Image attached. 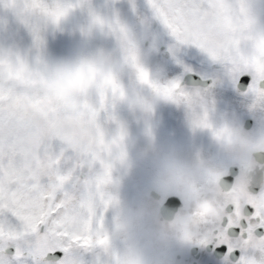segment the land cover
<instances>
[{"label":"snow or ice","instance_id":"obj_1","mask_svg":"<svg viewBox=\"0 0 264 264\" xmlns=\"http://www.w3.org/2000/svg\"><path fill=\"white\" fill-rule=\"evenodd\" d=\"M0 3L28 25L38 53L30 62L19 53L0 49V264H85L82 251L96 253L92 264H124L118 251H107L110 232L105 217L118 200L112 191L116 184L113 172L128 161L127 131L121 125L109 137L98 117L121 100L128 99L145 112H151L153 106L139 95L129 96L114 68L97 69L92 64L87 65V74L81 72L77 77L82 89L91 88L90 94L51 96L47 64L39 55L44 43L41 22L59 25L72 6L49 5L46 0ZM149 3L179 43L195 45L234 75L251 73L253 107H264V26L257 23L264 0ZM95 26H106L116 35L125 62L136 69L140 82L150 86L156 97L188 107L193 128L207 129L216 139L230 134L228 126L213 124L211 105L202 97L184 93L176 82L161 85L150 78L139 63L135 41L118 21L106 23L94 16ZM57 140L66 147L57 150L53 144ZM259 146L264 148V138ZM69 149L71 156L66 154ZM85 166L90 171L81 179L79 170ZM242 181L243 177L230 191L241 192ZM215 207V221L190 235L189 242L199 240L212 228L220 244L245 253L239 264H264V236L257 235L264 231V192L252 195L246 189L242 198L221 200ZM200 215L188 210L176 220ZM114 227H118L117 216ZM234 228L241 230L235 243L229 237ZM10 247L15 248L13 257L6 255ZM249 250L259 251L260 259L248 255ZM58 252H63V257L48 260Z\"/></svg>","mask_w":264,"mask_h":264},{"label":"rangeland","instance_id":"obj_2","mask_svg":"<svg viewBox=\"0 0 264 264\" xmlns=\"http://www.w3.org/2000/svg\"><path fill=\"white\" fill-rule=\"evenodd\" d=\"M46 3L72 6L59 25L41 22L40 35L44 43L39 55L46 64L72 62L103 55L110 59L126 92L130 96L139 95L145 98L153 106L151 112H145L139 106L121 100L117 101L114 107L109 106L107 110H102L98 117V122L109 137L114 135L121 125L126 129L128 160L137 162L135 168L130 169L127 164L118 165L113 172L114 179L125 180L120 182L118 190L115 188L124 205L133 206L140 200L150 199L157 209L159 219L165 221L161 218L159 208L166 197L174 193L160 191L162 198L155 200L150 195V190L156 189L152 178L162 155L169 150H175L180 159L188 164L195 162L198 157L202 158L220 173L223 171L222 167L236 161L221 150L211 131L193 128L190 112L185 104L158 98L150 86L140 82L136 69L125 62L123 49L116 35L106 26L92 27L94 16L102 18L106 23L118 21L128 30L137 45L139 63L150 73L154 82L161 85L176 82L184 93L200 96L209 103L212 109L210 118L216 127H234L243 135L249 133L256 138L260 132H264L259 122L250 130L243 128V118L247 114H258V110L255 111L257 107H246L248 104L245 105L234 92L233 83L236 77L231 70L224 64L213 61L195 45L179 43L155 16L149 0H46ZM263 21L264 11H261L257 17L258 25L263 26ZM0 49L19 53L30 62L38 54L35 38L28 25L2 3ZM190 72L211 77L218 82L213 88L181 86L183 76ZM92 100L96 101L95 94ZM233 116L237 125H234ZM230 121L232 124H229ZM53 144L57 150L66 147L58 140L53 141ZM66 154L71 156L72 151L69 149ZM89 171L88 166L80 169V178H87ZM187 211L184 204L176 217ZM115 217L114 209H110L106 214L105 227L109 232L114 229ZM211 232L212 228L205 230V234ZM206 235L199 240L173 244L162 257V264H182L178 255L188 256L190 248L200 244ZM116 247L122 251L123 246L119 242ZM9 249H13V253L6 255L13 257L15 248ZM247 254L254 255L257 259L261 257V253L255 250H249ZM80 255L85 264H92L96 258L95 252L82 251ZM239 261L219 262L213 259L203 264H239Z\"/></svg>","mask_w":264,"mask_h":264},{"label":"clouds","instance_id":"obj_3","mask_svg":"<svg viewBox=\"0 0 264 264\" xmlns=\"http://www.w3.org/2000/svg\"><path fill=\"white\" fill-rule=\"evenodd\" d=\"M88 64L94 65L97 69L113 68L110 59L103 55L47 64L49 94L53 97L61 95L80 97L90 94L91 88L82 89L77 80L81 72L87 74ZM125 101L129 103L128 99ZM229 128L230 134L227 137L217 139L221 150L246 169H250L251 155L260 148L259 141L251 140L237 128ZM127 166L130 169L135 168L137 162L128 160ZM152 182L158 191L180 195L186 209L199 211L201 215L182 222H177L176 219L162 221L150 199L126 206L120 200L118 192L114 190L118 186L113 185L112 191L118 200L112 209L116 211L118 227H114L110 232L107 251L110 253L118 251L124 264H162V257L173 244L189 242L190 235H195L205 224L215 221V205L218 201L229 202L238 197L242 198L243 192L247 189L246 178H243L241 192L225 191L220 183L218 169L199 157L191 164L185 163L175 150H169L162 155ZM117 242L123 246L122 251L117 249Z\"/></svg>","mask_w":264,"mask_h":264},{"label":"flooded vegetation","instance_id":"obj_4","mask_svg":"<svg viewBox=\"0 0 264 264\" xmlns=\"http://www.w3.org/2000/svg\"><path fill=\"white\" fill-rule=\"evenodd\" d=\"M264 26V21L262 22ZM262 26V25H261ZM221 68V67H219ZM222 69V68H221ZM203 77V76H202ZM235 83L234 84V92H236L240 99L243 100V102L248 104L249 109H253V101L254 97L251 94V89L254 84V77L251 73H239L235 74ZM205 79H210L211 83L207 88L214 87L215 84L218 82V80H214L211 77H203ZM258 110V114H247L243 120L242 125L243 128L246 130H250L256 122H259L264 128V107H257L255 111ZM234 125H237V120L233 116ZM229 124H232V121H230ZM261 128V130H262ZM245 135V134H244ZM248 138H250L253 141H260L262 138H264V132H260V135L258 138L255 136L250 135L249 133L247 135ZM256 153H262L264 155V148H259L256 151H254L251 155L252 160V167L250 169H246L244 165H242L239 162H234L232 164H227L225 167H222L223 171L220 173V183L223 189L226 187L227 179L233 178V183L229 190H231L235 184L243 177L246 178L247 181V190L252 195H259L264 191V161L259 162L256 159ZM235 169V175L231 174V169ZM226 190V191H229ZM158 195H160V199L162 198V194L159 191ZM170 195H178V194H170ZM168 195L163 203L166 202L167 198L170 196ZM184 206V200L183 198L178 195ZM162 203V205H163ZM161 205V206H162ZM160 206V207H161ZM183 206L178 210L177 214L181 211ZM160 210V208H159ZM160 215L161 212L159 211ZM162 218V216H161ZM240 229H232L229 232L230 240L235 243L240 238ZM214 229H212V232L210 234H205L206 236L203 238L200 244L192 246L190 248V254L188 256H181L178 255L179 261L182 262V264H203L208 263L213 259H216L219 262H227L232 261L233 257H236L239 261L241 256L244 255V252H242L239 248L232 249L228 245L220 244L217 237L213 235ZM258 236H264V231H257ZM218 255H221L218 257Z\"/></svg>","mask_w":264,"mask_h":264},{"label":"water","instance_id":"obj_5","mask_svg":"<svg viewBox=\"0 0 264 264\" xmlns=\"http://www.w3.org/2000/svg\"><path fill=\"white\" fill-rule=\"evenodd\" d=\"M211 80L210 79H203L199 74L196 73H188L185 75L184 77V82L183 84H186L187 86L190 87H202V88H206L210 85ZM256 159L259 162H263L264 161V155L262 153H256ZM231 174L235 175V169H231ZM233 183V178H229L227 179V184L226 187L224 188V190H229L231 185ZM152 196L155 199H159L160 195L157 194V191L153 190L151 191ZM183 206V202L181 200V198L177 195H172L170 196L167 201L165 202V204L161 207V215L163 216V218L166 221H171L175 218V215L177 213V211L179 210V208H181ZM13 253V249H8L7 250V254H12ZM63 252H58L56 253V256H49L48 260L52 261L54 259H59L63 256ZM221 255H218V257H220ZM233 261H237L236 257L232 258Z\"/></svg>","mask_w":264,"mask_h":264},{"label":"bare ground","instance_id":"obj_6","mask_svg":"<svg viewBox=\"0 0 264 264\" xmlns=\"http://www.w3.org/2000/svg\"><path fill=\"white\" fill-rule=\"evenodd\" d=\"M124 179H125V177H124ZM115 181H116V186H118L116 189L118 190L119 189V185H120V182L121 183H123V182H125V180H122L121 178H118V179H114ZM115 190V189H114Z\"/></svg>","mask_w":264,"mask_h":264}]
</instances>
